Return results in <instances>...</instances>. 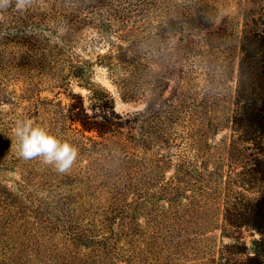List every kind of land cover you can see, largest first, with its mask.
Masks as SVG:
<instances>
[{"label":"trees","instance_id":"trees-1","mask_svg":"<svg viewBox=\"0 0 264 264\" xmlns=\"http://www.w3.org/2000/svg\"><path fill=\"white\" fill-rule=\"evenodd\" d=\"M219 2L33 0L23 13L4 14L0 101L16 104L32 90L20 94L12 84L20 54L36 61V84L58 89L68 103H47L42 118L43 101L18 113L0 110V143L16 145V122L33 117L35 126L78 145L89 160L75 162L61 182H47L44 198L22 191L27 202L21 215H11L13 205L0 194V264H32L29 254L39 256L42 249L40 264H117L125 252L132 255L139 235L148 238L146 254L174 264L191 221L203 222L199 205L216 193L225 194L223 231L249 228L259 234L249 249L234 237L230 253L244 258L223 264H264V12L250 18L257 28L244 23L238 35L229 137L215 140L225 125L211 117L213 96L165 97L172 76L201 71L209 57L217 59L223 37L214 29ZM95 67L106 70L123 102L143 101V110L117 113L111 92L93 80ZM5 154L1 148L0 172L22 173L27 160L12 150ZM190 189L193 204H181ZM17 221L36 238L14 239L11 226Z\"/></svg>","mask_w":264,"mask_h":264},{"label":"rangeland","instance_id":"rangeland-1","mask_svg":"<svg viewBox=\"0 0 264 264\" xmlns=\"http://www.w3.org/2000/svg\"><path fill=\"white\" fill-rule=\"evenodd\" d=\"M217 7L218 13L214 20V29L216 32L223 34L220 40L219 51L215 53L217 59L209 57L211 63L206 65L201 71L184 73L183 76L178 74L172 76L169 87L165 92V97H174L179 95L180 92H184V95H190L191 97H196V94L213 96L215 98V104L210 107L213 113L211 117L215 119L220 118L223 125H225L215 137L216 141L221 137H229L231 134L226 125L228 124L227 119H229L232 113L238 63V35L241 29L244 28V23H248V27L257 28L250 23V18L257 17L264 12V0H220ZM50 40L51 43L56 41L54 37H51ZM101 48L103 49L104 46ZM15 58L16 61L14 62H16V66L14 69H16L15 78L17 80L14 78L12 84L16 83L18 93L20 94V91H26L25 89L32 90L30 92H23L24 94H21L23 97L17 99V101H15L16 104L0 101L1 111L14 110L18 113L21 111L22 107L32 109L30 104L35 100L38 101V104L39 101H43V104H40L41 109L39 110L41 111L40 118H42V112L45 107H47V103L60 101L62 106L68 103L64 93L60 92L58 95L56 94L58 89L49 91L50 85H46L43 82L36 84V81L40 78V71L36 68V61L23 59L20 54H16ZM93 80L96 83H100L111 92L114 98V109L117 113L131 114L139 113L143 110V101L123 102L121 100L116 88L108 79L105 69L95 67ZM32 83L35 86H32ZM179 84L184 86V89L181 91L178 87ZM72 88L76 93L82 95H86L87 93L85 89H81L76 85H73ZM31 119L35 120L36 118L31 117L30 120ZM38 126L40 125L38 124ZM86 135L89 136L91 134L86 133ZM105 137L110 138L108 136ZM97 139L101 140L100 138ZM2 140L3 142L2 144L0 143V149L4 148L6 150V154L3 155V157H6L7 153L9 154L11 150L13 155L17 156V144L15 145L14 141L9 142L6 139ZM72 145L79 150L76 163L81 166L86 165L89 160L86 153H84L78 145ZM170 151L174 152V147H172ZM96 153L92 155H97ZM26 164L27 166L24 168V171H22L23 175L22 173L19 174L20 170L18 171L16 169H7L6 171L0 172V194L8 198L9 203L13 205L12 209H10L11 215H21L24 213L27 201L22 199V191H24V195L28 198H44V196L47 195L44 191L47 182L56 181V183H59L62 181L61 174L57 173L52 166L43 164L41 159L27 160ZM171 174L172 168L165 173L166 177H169ZM21 179H24V181ZM193 189L196 190L197 187ZM246 193L247 195H253L250 192ZM187 196L188 199L181 201V204H188L191 197L192 199L196 198L195 193H193L191 189L187 191ZM214 197L215 198L209 200L207 204L199 205L203 208V222L197 218L191 221L188 227L189 232L183 237L181 242L183 250L181 251V255L178 254V256L174 258V264H223L231 260L234 261L237 258H244L243 255H233L230 253L232 250L229 247L235 243L233 238L239 237L246 249L251 247V243L254 239L259 238V234L249 228L238 230L227 228L223 231L221 203H223L225 194L222 193L217 195L216 193ZM194 201L196 202V199H194ZM192 204L191 202L190 205ZM205 226H207V228H205ZM11 231L16 232L13 238L17 241L36 238L28 232L26 225L21 221L13 222ZM146 241H148L147 237L139 235L134 242L132 255L130 256L128 252H125L117 264H166L163 256L155 252H152L150 255L146 254ZM221 247H223L222 255ZM225 247L228 248L226 249ZM41 251L39 252V256H37V251L29 254L32 264H40L44 260V258L41 257Z\"/></svg>","mask_w":264,"mask_h":264},{"label":"clouds","instance_id":"clouds-1","mask_svg":"<svg viewBox=\"0 0 264 264\" xmlns=\"http://www.w3.org/2000/svg\"><path fill=\"white\" fill-rule=\"evenodd\" d=\"M33 0H0V19L5 13H23ZM17 140L18 155L24 160L41 159L59 174L68 173L75 164L79 150L61 141L44 128L35 126L32 120L17 121L13 129Z\"/></svg>","mask_w":264,"mask_h":264}]
</instances>
